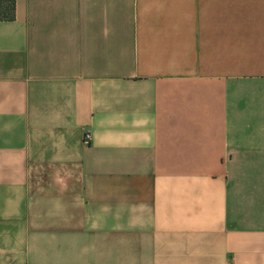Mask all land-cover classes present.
<instances>
[{"label":"crops","instance_id":"1","mask_svg":"<svg viewBox=\"0 0 264 264\" xmlns=\"http://www.w3.org/2000/svg\"><path fill=\"white\" fill-rule=\"evenodd\" d=\"M0 264H264V0H16Z\"/></svg>","mask_w":264,"mask_h":264},{"label":"trees","instance_id":"2","mask_svg":"<svg viewBox=\"0 0 264 264\" xmlns=\"http://www.w3.org/2000/svg\"><path fill=\"white\" fill-rule=\"evenodd\" d=\"M16 0H0V22L13 21Z\"/></svg>","mask_w":264,"mask_h":264},{"label":"built area","instance_id":"3","mask_svg":"<svg viewBox=\"0 0 264 264\" xmlns=\"http://www.w3.org/2000/svg\"><path fill=\"white\" fill-rule=\"evenodd\" d=\"M92 140V135L90 132H85L84 136H83V143L88 145Z\"/></svg>","mask_w":264,"mask_h":264}]
</instances>
